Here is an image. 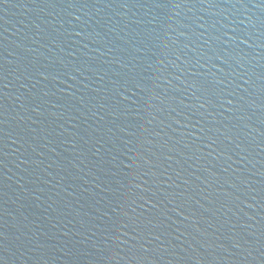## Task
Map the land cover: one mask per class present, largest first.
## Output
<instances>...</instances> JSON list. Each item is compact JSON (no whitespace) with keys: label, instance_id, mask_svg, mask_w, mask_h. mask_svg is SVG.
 I'll list each match as a JSON object with an SVG mask.
<instances>
[{"label":"water","instance_id":"obj_1","mask_svg":"<svg viewBox=\"0 0 264 264\" xmlns=\"http://www.w3.org/2000/svg\"><path fill=\"white\" fill-rule=\"evenodd\" d=\"M0 264H264V0H0Z\"/></svg>","mask_w":264,"mask_h":264}]
</instances>
